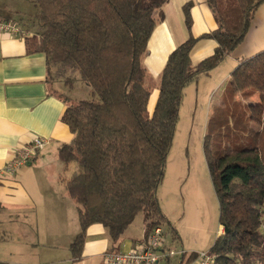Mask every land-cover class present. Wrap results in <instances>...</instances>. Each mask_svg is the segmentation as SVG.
I'll return each mask as SVG.
<instances>
[{"label": "trees", "instance_id": "obj_1", "mask_svg": "<svg viewBox=\"0 0 264 264\" xmlns=\"http://www.w3.org/2000/svg\"><path fill=\"white\" fill-rule=\"evenodd\" d=\"M28 1L36 27L31 49L45 55L47 83L62 90L61 120L71 132L57 153L66 168L74 165L64 180L79 225L69 245L72 258H80L90 225L101 224L114 245L139 213L143 239L156 226L177 236L157 190L184 88L235 50L264 0H206L216 28L200 37L216 46L193 65L190 51L199 37L189 34L169 53L151 114L153 85L143 58L167 0ZM191 6L182 7L188 31ZM83 84L90 97L71 102L69 93ZM227 89L230 101L215 107L203 138L222 229L208 251L212 264H264V50L237 63ZM236 95L245 102L234 101ZM196 257L191 252L187 263Z\"/></svg>", "mask_w": 264, "mask_h": 264}, {"label": "crops", "instance_id": "obj_2", "mask_svg": "<svg viewBox=\"0 0 264 264\" xmlns=\"http://www.w3.org/2000/svg\"><path fill=\"white\" fill-rule=\"evenodd\" d=\"M187 2L192 3L189 31L182 10ZM161 11L163 17L153 28L143 58L149 77L158 81L167 56L189 34L199 37L190 51L193 65L211 55L216 46L214 39L200 37L216 28L206 0H167ZM33 12L34 7L28 0H0V15L15 20L21 29L20 34L0 32V169L17 148L34 137L47 139L32 160L20 166L13 175L0 174V264H103L104 252L110 249L123 252L142 241L143 217L140 216L138 237L127 241L119 238L114 245L101 224L90 225L80 258H72L69 245L79 225L77 206L68 195L64 180L73 169L70 165L66 168L57 153L59 145L71 139V132L61 120L65 103L58 93L62 90L56 83L52 86L47 83L45 55L31 49L36 31ZM261 50H264V1L257 8L243 41L218 66L228 64L225 73L228 78L242 58ZM214 69L216 67L208 75L201 76H209ZM198 80L194 83L195 89ZM157 90L150 95L147 107L155 104ZM157 196L171 224L160 187ZM221 231L219 225L218 234ZM163 241L165 248H171L165 236ZM171 260L168 257L157 264H172ZM188 261L189 254L185 253L177 255L175 264H194L195 260Z\"/></svg>", "mask_w": 264, "mask_h": 264}, {"label": "rangeland", "instance_id": "obj_3", "mask_svg": "<svg viewBox=\"0 0 264 264\" xmlns=\"http://www.w3.org/2000/svg\"><path fill=\"white\" fill-rule=\"evenodd\" d=\"M217 66L209 76L199 78L197 89L194 83L184 89L172 144L167 154L164 178L159 185L162 203L167 208L172 226L178 232V238L172 240L165 227V242L174 251L180 250L186 254L191 251H197V254L208 251L219 230L218 203L203 149V138L209 132L208 122L213 110L230 101L228 78L225 76L228 64ZM149 83L153 85V94L157 90L158 80L150 76ZM82 86L76 85L69 93L71 102L90 97L89 89L84 84ZM233 100L245 102L240 95L234 96ZM252 100L258 101L257 95ZM153 107L154 103L152 107H147L148 114H151ZM70 168L74 169V165L71 164ZM140 216V213L137 214L123 232L120 237L122 240L138 237L137 233L141 230ZM170 257L172 264H175L177 255Z\"/></svg>", "mask_w": 264, "mask_h": 264}, {"label": "built area", "instance_id": "obj_4", "mask_svg": "<svg viewBox=\"0 0 264 264\" xmlns=\"http://www.w3.org/2000/svg\"><path fill=\"white\" fill-rule=\"evenodd\" d=\"M0 32L20 34L21 29L15 20L0 16ZM46 143V138L34 137L29 143L17 148L14 155L0 169V174L13 175L20 166L30 162L35 153L41 150ZM164 236L163 228L156 226L145 239L127 252H104L103 264H157L160 260L166 259L173 254L182 255L183 251L165 248ZM212 263L213 254L209 251L198 253L194 261V264Z\"/></svg>", "mask_w": 264, "mask_h": 264}]
</instances>
